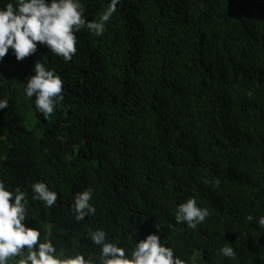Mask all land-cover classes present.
Instances as JSON below:
<instances>
[{
  "label": "trees",
  "instance_id": "trees-1",
  "mask_svg": "<svg viewBox=\"0 0 264 264\" xmlns=\"http://www.w3.org/2000/svg\"><path fill=\"white\" fill-rule=\"evenodd\" d=\"M80 2L97 22L109 4ZM76 35L69 62L0 63V180L28 193L31 226L65 254L96 252L89 229L126 247L157 229L189 264H264V0H121L102 36ZM34 59L63 81L47 119L24 95ZM37 181L56 205L31 199ZM88 188L97 211L77 222ZM190 198L210 213L195 229L174 220Z\"/></svg>",
  "mask_w": 264,
  "mask_h": 264
},
{
  "label": "clouds",
  "instance_id": "clouds-1",
  "mask_svg": "<svg viewBox=\"0 0 264 264\" xmlns=\"http://www.w3.org/2000/svg\"><path fill=\"white\" fill-rule=\"evenodd\" d=\"M121 0H109L108 7L99 21H89L83 14L80 0H0V63L6 56H12L20 63L35 57L40 49H46L55 56L69 62L75 55L77 35L86 29L95 36L104 34L105 24L117 11ZM31 75L24 87V95L34 99L36 111L47 119L64 100L63 81L55 70L48 69L40 59H34ZM7 98L0 99V111L7 109ZM31 199L46 207H53L58 193L50 190L43 181L30 185ZM28 193L20 187L10 191L0 180V264H189V261L174 253L160 230H155L138 238V229L133 236L134 247L121 246L110 239L101 228L89 229L86 239L95 253L69 250L60 252V241H53L51 233L42 238L41 230L31 226L28 220ZM93 190L88 188L75 194L71 209L73 218L84 221L96 214L91 203ZM210 213L200 207L194 198L180 203L174 216L177 224H186L195 229L203 223ZM247 222L253 216L245 217ZM259 228L264 229V216L256 219ZM223 257L235 255L232 247L219 248Z\"/></svg>",
  "mask_w": 264,
  "mask_h": 264
}]
</instances>
